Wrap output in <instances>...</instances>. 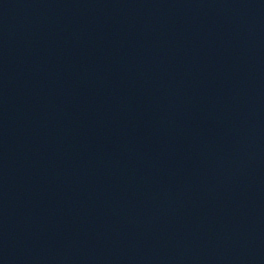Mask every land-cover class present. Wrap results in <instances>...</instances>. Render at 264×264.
Returning a JSON list of instances; mask_svg holds the SVG:
<instances>
[{
  "label": "water",
  "instance_id": "1",
  "mask_svg": "<svg viewBox=\"0 0 264 264\" xmlns=\"http://www.w3.org/2000/svg\"><path fill=\"white\" fill-rule=\"evenodd\" d=\"M0 264H264V0H0Z\"/></svg>",
  "mask_w": 264,
  "mask_h": 264
}]
</instances>
